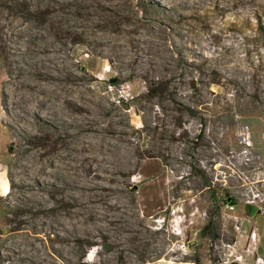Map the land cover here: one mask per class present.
<instances>
[{
  "label": "rangeland",
  "instance_id": "1",
  "mask_svg": "<svg viewBox=\"0 0 264 264\" xmlns=\"http://www.w3.org/2000/svg\"><path fill=\"white\" fill-rule=\"evenodd\" d=\"M0 264H264V0H0Z\"/></svg>",
  "mask_w": 264,
  "mask_h": 264
},
{
  "label": "trees",
  "instance_id": "2",
  "mask_svg": "<svg viewBox=\"0 0 264 264\" xmlns=\"http://www.w3.org/2000/svg\"><path fill=\"white\" fill-rule=\"evenodd\" d=\"M187 108H188V111H189L190 114H194L195 113V111L191 107H187ZM212 198H215L214 193H212ZM224 200L226 201L227 199H224ZM249 207L251 209L253 208L251 205H249ZM203 229L209 231V234H210V231L212 229V219H209L207 221V223L204 225Z\"/></svg>",
  "mask_w": 264,
  "mask_h": 264
},
{
  "label": "bare ground",
  "instance_id": "3",
  "mask_svg": "<svg viewBox=\"0 0 264 264\" xmlns=\"http://www.w3.org/2000/svg\"><path fill=\"white\" fill-rule=\"evenodd\" d=\"M69 133H71V132H69ZM79 147V146H78ZM48 149V148H47ZM8 190H9V188H5V190H4V194H6V193H8Z\"/></svg>",
  "mask_w": 264,
  "mask_h": 264
},
{
  "label": "water",
  "instance_id": "4",
  "mask_svg": "<svg viewBox=\"0 0 264 264\" xmlns=\"http://www.w3.org/2000/svg\"><path fill=\"white\" fill-rule=\"evenodd\" d=\"M114 81V79H111V82ZM230 198L228 197L227 200H229Z\"/></svg>",
  "mask_w": 264,
  "mask_h": 264
}]
</instances>
